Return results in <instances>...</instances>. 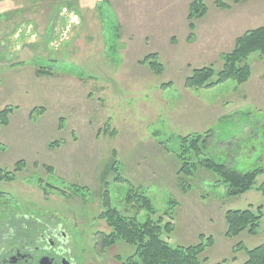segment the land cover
<instances>
[{
  "label": "rangeland",
  "instance_id": "rangeland-1",
  "mask_svg": "<svg viewBox=\"0 0 264 264\" xmlns=\"http://www.w3.org/2000/svg\"><path fill=\"white\" fill-rule=\"evenodd\" d=\"M192 1L0 0V111L13 109L0 126V169L25 163L0 183L1 208L19 216L53 214L76 226L80 247L100 264H118L116 255L131 253L119 244L100 254V236L109 232L97 218L104 182L123 216H132L123 201L129 184L145 189L152 220L171 211L173 231L162 236L169 245L212 237L200 264H242L247 256L236 245L251 250L264 243V55L247 57L250 77L243 84L184 85L204 67L215 81L235 40L264 27V1L222 0L221 8L203 0L206 13L190 22ZM152 55L160 74L146 62ZM208 130L201 159L240 173L263 170L247 193L228 196L203 168L178 175L171 152L178 138ZM113 160L129 184L113 181ZM73 186L90 191V204L71 193ZM258 206L263 217L255 236H225L227 211ZM147 218L137 215L139 223Z\"/></svg>",
  "mask_w": 264,
  "mask_h": 264
},
{
  "label": "trees",
  "instance_id": "trees-1",
  "mask_svg": "<svg viewBox=\"0 0 264 264\" xmlns=\"http://www.w3.org/2000/svg\"><path fill=\"white\" fill-rule=\"evenodd\" d=\"M232 3L238 4L245 0H231ZM264 1V0H263ZM216 5L226 8L227 5L222 0H217ZM207 9L203 0H193L189 5L188 20L191 22L196 17H201ZM189 28H193L190 23ZM253 53L264 55V27H259L245 32L234 42L233 50L223 56V67L216 75L209 67L195 69L191 75L185 79L184 85L188 89L210 88L228 80L243 84L250 77V68L245 63L247 57ZM149 68L155 74L162 71L161 65L156 61V56L152 55L146 58ZM11 107H5L0 111V126L8 124V116L12 112ZM212 130L205 134H191L186 137L178 138V149L171 151L179 162L178 175H192L197 168H203L217 178V182L222 183L230 197L243 195L250 191L255 183V179L262 173V169H255L245 173L236 172L227 168L211 158L204 156L207 142L212 136ZM164 145L163 143H160ZM57 143L50 145L56 146ZM1 149V145H0ZM170 151V150H169ZM115 159V153H113ZM196 161V162H195ZM25 167L23 161L15 163L11 171L0 169V180L11 181L14 175L21 172ZM51 172L50 167H46ZM114 175L113 181L117 183L129 184L117 169V164L113 160L109 168ZM107 182H104V190L99 195L100 213L97 218L105 222L109 232L102 233L100 236V254L105 255L107 250L124 244L130 250V254H118L114 258L118 264H200L201 256L207 247L213 245L212 237H207L205 244L199 243L192 246H171L167 241L162 239L164 234L170 235L173 231L172 215L164 213L157 220H152L150 216L155 215V210L150 199L146 195L144 188H133L129 184V189L123 198V201L130 207L132 216L126 217L120 214L112 207L110 192L107 190ZM71 193L78 197L83 205L90 204L91 193L85 187L73 186ZM63 194V192H62ZM90 200V201H89ZM174 201H170L171 206ZM146 212L148 218L143 222L137 221V215L140 212ZM163 217L169 221L164 222ZM263 217L262 207L248 208L246 210H229L224 215L226 223L225 236L227 238L237 237L239 234L246 232L250 236H255ZM204 236H200L203 239ZM236 250H244L247 259L242 264H264V243L260 246L248 250L242 244L236 245ZM205 260V259H204Z\"/></svg>",
  "mask_w": 264,
  "mask_h": 264
},
{
  "label": "flooded vegetation",
  "instance_id": "flooded-vegetation-1",
  "mask_svg": "<svg viewBox=\"0 0 264 264\" xmlns=\"http://www.w3.org/2000/svg\"><path fill=\"white\" fill-rule=\"evenodd\" d=\"M79 238L76 226L53 214L19 216L0 205V264H100Z\"/></svg>",
  "mask_w": 264,
  "mask_h": 264
}]
</instances>
